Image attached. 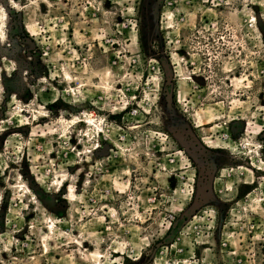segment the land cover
Segmentation results:
<instances>
[{"label":"rangeland","instance_id":"374dc122","mask_svg":"<svg viewBox=\"0 0 264 264\" xmlns=\"http://www.w3.org/2000/svg\"><path fill=\"white\" fill-rule=\"evenodd\" d=\"M0 264H264V0H0Z\"/></svg>","mask_w":264,"mask_h":264}]
</instances>
